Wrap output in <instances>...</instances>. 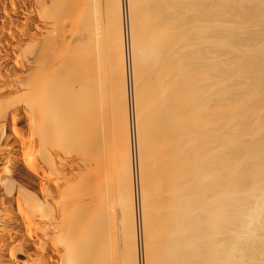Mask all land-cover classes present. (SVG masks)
I'll return each mask as SVG.
<instances>
[{"label":"bare ground","instance_id":"1","mask_svg":"<svg viewBox=\"0 0 264 264\" xmlns=\"http://www.w3.org/2000/svg\"><path fill=\"white\" fill-rule=\"evenodd\" d=\"M174 1L177 5L173 3ZM177 1L179 3L182 1L179 6L183 4L182 8L178 7L179 12L173 8L175 5L178 6ZM183 1L159 0L152 4L151 7L155 6L153 9L156 7V10L162 9L161 15L167 14V11L173 8L175 12L171 10L178 14L185 9L183 11L187 12L185 15L188 16L184 18L181 12L182 15L179 17L177 13L175 15L169 11L171 17L168 14V16L164 15V18L159 16L160 20L158 21V18L156 22L154 21L155 24L157 23L155 26L151 23L154 27L150 28L145 25L149 30L141 26L142 33L147 32L142 34L138 25L141 20L137 18L141 14L138 16L137 13L143 11L146 5L142 10L139 9V12L137 9L143 3L141 0H0V264H138L136 258L139 259V264H257L256 260L261 259L260 253L264 256V238H262L264 235L262 234L264 233V125L262 122L264 120L261 121L262 117L260 120L258 117H252L258 116L252 115L255 113L252 108L260 102L259 99L264 98L259 97L262 90L258 91V95L254 91L260 83L264 84V71L261 72L264 69V62H262L264 59L260 61L263 66L257 62V67H254L253 63L252 66L245 61L241 65L235 63L237 65L235 69L233 65L235 70L234 72L231 69L235 75L233 78H237L238 84H241L236 90L232 89V84H228V86L232 85L231 87L224 88V79L229 77L226 74H222L227 76L225 78L222 76L223 86L222 81L218 83L223 91L220 88L221 91L219 89V92H216L217 90L212 92L213 82L208 79L201 86L198 85L199 80H197L199 88L196 90L197 85H192V83L196 81L194 76L198 77V74L195 72L193 81L191 76L195 70H192L189 65L191 69L189 72L186 66L188 64L184 65L188 71L182 70L184 75L181 74L182 71L179 73L183 76L179 75V79L181 76L188 81L186 80L185 84L182 82V80L185 81L184 79L179 80L176 77L180 84L182 82L181 85L177 82L178 85L176 78L174 80L173 77L178 76V73H173L176 69L173 67L179 66L178 70H180L179 63L183 67L182 65L190 60L194 62L188 51L193 46L187 40L191 31L188 34L187 32L199 26L200 16L208 18L207 15L211 14L204 12L206 4L202 5L203 9L201 7L203 12L198 9L200 7L196 5L197 3L194 4L198 0H192V3L186 0L184 1L185 3L188 1L186 4ZM202 1L200 3L204 4L206 0ZM171 2L173 4H170ZM206 2L210 3L208 6L212 9L211 3L214 0ZM224 4L226 7L220 8L225 6ZM224 4L219 5L222 11L223 9L226 11L227 5L237 6L236 1L231 0L225 1ZM184 5H188L185 6L188 7L187 10ZM260 8L257 11L260 10L261 16L255 10L256 16L264 19L263 6ZM232 9L230 13L234 10ZM158 12L160 11L155 14ZM228 12H225L226 15L230 14ZM253 12L241 11L239 14L241 17L247 14L252 19L255 16ZM189 14L192 16L190 20H188ZM166 16L169 18L166 19ZM197 16L198 19H196ZM136 18L139 20L138 23ZM155 18L154 16V20ZM142 21L144 24V19ZM196 21H200L198 25H194ZM189 24L191 25L188 29L191 28L188 30L186 25ZM209 25L211 26V23ZM205 27L206 34L207 31L212 30H207L209 26ZM198 28L192 32L198 33ZM201 28L200 32L204 30ZM237 29L242 28L240 29L237 25ZM204 32H202L203 35ZM214 32L212 31V34ZM196 33L195 37L192 36L194 40H198ZM198 34L201 35V33ZM212 34L210 36L214 37L217 32ZM191 35L194 34L190 33ZM203 35L200 36L201 39L204 38ZM249 35L248 37L253 39V36ZM204 36L206 38L207 35ZM209 39L205 40L209 43L211 41ZM197 40L195 43L200 45L201 41L197 42ZM213 41H215L214 38L211 42ZM177 42H180L181 46L178 44L180 47L176 46ZM204 43L202 44L208 45ZM169 46L177 49H171L173 51L171 52ZM222 46L225 47V45ZM182 47L185 49L191 47L187 50L190 58L183 55V60L179 56L182 52L185 53ZM203 47L206 50L211 49L210 46ZM181 48L182 51H180ZM209 49L208 51L204 49L205 53L201 49L206 55H203L202 59L205 63L208 62L207 66L210 65V61L211 65H214L216 62L212 64V61L219 58L215 48V55L211 49L214 58L213 55L210 56L212 52H209ZM164 53L170 55L167 56L168 59L175 57V59L182 58V61L174 60V65L173 59L172 62L166 58L169 61L167 69L165 68L166 59H163L165 63L164 65L162 63V66L158 63H151L161 67V69L156 68L157 71H161L162 67L163 70L166 69V72L162 70L158 74L163 72L165 76L173 74L169 78L163 74L162 76L172 79H170L172 82L169 80L172 85L169 81L166 82L169 87H174L173 84H175V92L166 84L164 86L155 84L158 79L152 81L154 77L151 81L149 79L152 83L148 85L149 88L150 86L156 88V91L152 88L149 91L147 84H144L148 90H145L146 93H149L146 96L150 97L148 102H151L150 105L153 103L151 107L157 105L155 107L159 108L157 109L158 114L162 111L160 108L164 106L162 103H166L163 102L164 99L175 96L174 102L169 103L167 109L164 107L166 111L162 113L165 115L163 119L161 115L160 120L155 107H153L154 110L150 109L149 103L148 107L143 105L147 102L145 93L141 95L145 88L144 85H140L143 89L140 87L138 90L137 83L145 79L143 74L152 75L147 72L148 70H145L146 73H141L145 69L142 70V67L155 59H160V54L165 58ZM188 53L186 55H189ZM262 55L264 57V54ZM198 57L201 56L198 55ZM240 58L237 61L238 64L243 60ZM159 59L156 62H159ZM187 59L190 60L187 61ZM244 59L247 60L245 57ZM233 60L236 62L234 58ZM171 63L174 66L171 65L169 69ZM219 63L220 66L223 65L222 62ZM228 65L232 67V63L225 66ZM148 66L144 67L147 69ZM258 66H262L263 69L259 67L260 71L256 72L255 68ZM212 67L210 69L216 71L217 67ZM196 70L200 71L198 68ZM171 71V74L166 75ZM207 72L206 74H209ZM155 73L157 72L153 73L154 76L157 75ZM252 73L255 74V85L251 84ZM186 75L190 76L192 81H189L190 78ZM162 76L158 78L162 79ZM241 77H247V80L251 77L248 83L244 79L246 81L244 86L247 83V87L244 88H247L245 90L249 91L248 93L239 81ZM164 78L160 80L161 83L160 81L158 83H164ZM204 79H200L201 83ZM213 79L216 78L213 76ZM217 80L218 78L215 81ZM233 84L235 88L238 85L235 82ZM165 86L168 90L172 89L170 93L172 91L173 94L169 93L170 97L168 95L163 99L162 96L156 95V92L159 88L164 89ZM191 86H195L193 88L195 92ZM252 87L255 89L253 90ZM164 90L169 92L166 88ZM162 91L159 92L162 93ZM238 91L240 95H236ZM252 92L255 93L252 94ZM226 93L232 96H227ZM155 95L162 97V103L158 98L160 105L155 103V100L151 101L154 98L157 99ZM235 95L238 101L240 100L238 96L244 97L242 99L244 101L241 100L240 103L244 102L243 104L246 105L243 107L241 103L242 107H237V109L234 105V108L239 111L236 112L232 107L234 110L232 112L230 103L228 104L229 109V106H226V109L225 106L218 104L219 107L222 106L220 110H224L221 112L229 115L228 119L225 118L226 116L221 119L222 114L217 104H213L214 100L220 101L219 98L228 99L229 97L226 101L232 99L233 102L237 101L234 99ZM247 95L250 97L247 98ZM142 96L145 98L144 101ZM255 96L259 99L257 100ZM221 101L220 103H223ZM235 101L234 104H237L238 102L235 103ZM250 104L253 107H250ZM212 105H215L219 111L215 112V107ZM146 108L149 109L146 110ZM148 110H152V113L149 111L150 116L147 115L145 118ZM227 110L229 111L226 112ZM228 113L232 114V117ZM155 114L156 116L150 119L158 124H154L155 127H153V123L146 122V119L148 120V117ZM149 124L154 132L160 128L159 134L152 136L153 131L150 133ZM252 126L255 127L253 133ZM249 127L250 129L247 130ZM150 135L156 137L152 138ZM260 135L263 136L260 137ZM248 137L252 139L251 143H246ZM253 138L255 143H253ZM152 140L154 142H150ZM151 145L154 146L151 147ZM152 151L154 155L151 157L156 158L150 159L151 157L148 156L152 154ZM147 159L151 162L149 163ZM154 162L160 163V165L157 163L160 167L155 166L159 167L158 169L162 172L153 166ZM147 163L153 164L149 165L153 169L156 168L154 170L157 171L152 172L153 174L162 173V175L158 174L161 177L156 175L158 178L164 177L159 180L160 184L157 183L158 180L154 181L157 177L153 178V174L149 173ZM145 174L150 180L145 177ZM144 179L150 182V184L146 182L150 187ZM151 185L157 188L166 186L172 198H168L167 192L163 190L165 195H162L160 189L153 188ZM150 189L152 191L150 194L156 195L157 193V197L161 192L160 200H163V197L167 198L169 201L162 202L164 204L169 202V207L166 204L167 208H164L163 204L162 208L165 210L162 211V208L158 206L160 195L156 198L157 201L154 200L155 195H149L154 199L147 196ZM147 197L151 201L146 202ZM152 200L158 203L156 206L152 205L155 207L153 209L149 205L152 204ZM156 202L153 204L155 205ZM156 207L158 210L156 213L164 212L167 216L169 212L168 221L172 218L171 225L166 222L168 228L167 225H163V229H166L162 235L163 229L161 230L160 227L162 228L161 224L165 223V219L161 213L162 223V219L155 215L156 213H152L155 212ZM159 208H161L160 211ZM137 209L139 214L138 211L136 212ZM147 213L151 217L154 215L160 218V223L157 222L158 217L153 218L154 221L156 219L157 224H160H158L159 227L157 226L158 229ZM158 230H161L158 234L160 236L155 235V231ZM259 230L263 232L260 233ZM150 233L156 240L152 235L150 236ZM161 236H164L163 240L166 238V244L156 243L158 240L163 241ZM150 241L152 243L149 245ZM135 242L144 245L139 249ZM262 262L264 263L263 260Z\"/></svg>","mask_w":264,"mask_h":264},{"label":"rangeland","instance_id":"2","mask_svg":"<svg viewBox=\"0 0 264 264\" xmlns=\"http://www.w3.org/2000/svg\"><path fill=\"white\" fill-rule=\"evenodd\" d=\"M141 1H142L143 3H141V4L139 3V4H140V7H139L138 9H137V8H135V9H137V10L140 12V10H142V9L145 7V5H146V7L143 9V11H141V12H144V13H146V14L141 13V12H140L139 14L137 13L138 16L141 14V16H139V17H140V18L142 17V18L140 19L139 17H137L139 20H141L139 23H138L139 20H138L137 18H136V20H137V23H138V25H139V28L142 26L141 28L144 27L145 30L148 29V27L145 26V25H148L150 28H152V27H154V26L157 24V23L155 24V22L157 21L158 18H159V19H158V21H159V20H160V17L164 18L163 16H164V15H167V14L169 15V17H171V13H174L176 9H177L176 11H178V10L180 11V9H179L178 7H180V6H181L180 8L183 7V4H181V5L179 6V4L182 3V1H181L180 3H179V1H177L178 6H176V5H177V4L175 3L176 1H174L173 3L176 4V5H175V6L171 5V7L173 6V8H174L175 10H174L173 8H170L169 11H171V13H170L169 11H167V12H168L167 14L161 15V13H162L161 10H162V9H161V10H159V9L156 10L157 7H156L155 9H153L155 6H154V7H151L152 4H155L156 1H159V0H141ZM184 1H186V0H184ZM184 1H183V3H185ZM190 1H191V3H192L194 0H193V1L190 0ZM190 1H189V4H190ZM198 1H199V2H198ZM198 1H195L194 4L197 3L196 5H197L198 7H200V8H198L199 10H201L202 12H203V10H205L204 12L207 11V12L211 13L210 15H207V16H209L208 18H207V17H202V16H200V17H202V18H201L202 20H201L200 17H199V20H200L201 22H200V21H196L197 24H196V23L194 24V25H198V22H200V23H199V26H198L199 28H198L197 26H195L196 28L199 29V32H198V33H201V35H203L202 32L205 31V29H206L205 26H209L210 28L208 27L207 30H211V29H212V30H211V31H207V34H206V32H204V35H207V36L209 35V36H210V35L212 34V31H213V32L215 31L212 35L216 34V32H217V34L214 35V37H212V36H210V37L208 36V37H207V36H206V38H207V39L210 38L211 41L213 40V38H214V40H215V41H213V42L210 41V42L208 43V40H207V41L205 40L206 38H205L204 35H203L202 37L205 38V39L203 38L205 41H204L203 39H201V37H200L201 35H200V34H198V33L195 32L196 35H198V40H197V39H195V40H197V42L200 40V41H201V44H202L203 42L208 43V45H207V44H206V45H203V44H202V45H203V46H206V47H209V46H210L211 49L213 48V46H215L214 48H215L217 51H216L214 48H213L212 50H213L214 52H215V51L217 52V54H216V52H215L214 55H215V54H216L217 56L219 55V58H218V60H217V58H216V56H215V58H216L217 61H216V60H213V61H212V64H213V62H216V63H214V65H216V66L211 65V61L209 62L210 65L208 64L209 66H207L206 64H207L208 62L205 63V61H203V59H202L203 57H202V56L205 55V54H204L205 51H208L209 48L206 50V48H204L201 44L199 45L198 43H195L196 41L193 39V38L195 37V33L192 32V30L196 31V30H195L196 28L192 26L193 29H190V28H191V27H190V28H189L190 30H189L188 27L191 25V24H189V25H186V26H187V29L189 30V31L187 32V34L191 31L190 33H191V34H194V35H191V36H190V33H189V34H188L189 36H187V37H188L187 40H188V42L190 41V42H189L190 44H193V46H195V44H196V46H195V48H193V46L190 45V46L194 49V51H193V49H192L191 47H186L187 49H185V48H183V47H182V48L185 49V50H184L185 53H186V51H187L189 48H191V50H188V51H189V53L191 54V58H192V60L194 59V60H193L194 62H192L190 59H187V61L190 60L191 62L188 61L189 63H188V62H187V63H184V64L182 65L183 67H181V63H179V65H180V70H178V69H179V68H178L179 66H178V65H177L178 67H175V66H174V65H175V61H177V62H178V60H179V61H182V58H183L182 56H183V55H185L187 58H188V56H189V58H190V54L188 53V51H187V53H188L189 55H186L187 53H186V54H185V53L183 54V52H182V55L180 54L181 52H180V53H177V54H180L179 56H181L182 58H179V59L176 58V59H175V57H174V58L172 57L173 61L175 60V61L173 62L172 59H170V58H171V57H170L169 59L174 63V65L171 63L169 69H170L172 66H174L173 68H176L175 71H174L173 69H171V70L174 71L173 73L177 72L178 74H177V73H176V74H177L178 76H173V74H171L172 71L169 72V73H167L166 75L171 74V76L174 77V80H175L176 77L179 79V75H181L182 73H184V71H182V70H186V66H188V68H189V65H190V66H191L190 68H191L192 70H195L191 77H193L194 75H196V73L198 74V77H197V75L194 76L195 79H196V81H194L195 79H194V77H193V81H194L196 84H193V83H194V82H193L192 85H195V86H196L197 83H198L197 80H199V83H200V84L198 83V85H200V86H201V84L204 85V82H206L205 80H207V79H208L209 81L212 80V82H213L212 84H211V82L208 83L209 81H207L208 84H211V86H214V88L212 87V92H213L214 90H215V91L217 90L216 92H219V91H221L222 86H223V84H222V83H223V79H224L225 77H227V76H224V75L226 74V75H228L229 77L224 79V83H225V84H224V88H225L226 86H228V84H232V85L234 86V87H233V86L231 85L233 90L239 89V88H237V87H240L241 84H238V82H237V78L234 79V78H235V75H234V73L232 72V70H234V69L237 67V65H241V64H243L242 62H244V61H245V63H249V64H252V63H253V64H254V67H257V65H256L257 62H258V64H261L260 61H262V59H264V57H262V56H263L262 54H264V29H263V28H264V22H263L264 19H262V18L259 17L258 15L256 16V14H257L256 11L258 10V8L261 9L260 7L263 6V9H262V10H264V5H262L264 0H258V1H257V0H255V1H253V0H231V1H234V2L236 1L237 6L235 7V5H234V7H233V5H232V6L227 5L228 8L226 9V11H224L225 9H223L224 13H222L223 11H222V9H219V7L222 6V4H224V2H225V1H228V0H220V1H219V0H216L217 2L214 0V2H212L213 4L211 3V5H212L211 7H212V9H213L214 12H213V11L210 12V10H212V9L209 8L210 6H208V5H209L210 3L208 4V3L206 2L207 0L205 1L206 3L204 2V0H203V1H202V0H198ZM200 1L204 2V4L200 3ZM212 1H213V0H212ZM218 1H219V2H218ZM222 1H223V2H222ZM238 1H239V3L241 4V7H240V8H239L240 4L238 3ZM252 1L255 2V3H253ZM261 1H262V2H261ZM138 2H140V1H138ZM208 2H209V0H208ZM210 2H211V0H210ZM220 2H221V4H219ZM246 2H247V3H246ZM248 2H249V3H248ZM173 3L171 2L170 4H173ZM186 3H188V1H187ZM186 3H185V4H186ZM199 3H200L201 5H199ZM214 3H215L216 6L214 5ZM245 3H246V4H245ZM250 3H251V4H250ZM252 3H253V5H252ZM257 3H258L259 5H257ZM189 4H188V5H189ZM205 4H206L207 6H206ZM217 4H218V5H217ZM244 4H245V5H244ZM248 4H249V5H248ZM260 4H261V6H260ZM137 5H138V4H137ZM137 5H136V7H137ZM188 5H184V8H186V10H187L188 7H185V6H188ZM196 5H195V6H196ZM202 5H205V8H204V9H203L204 6H202ZM219 5H220V6H219ZM224 5H225V4H224ZM238 5H239V6H238ZM247 5H248V6H247ZM141 6H142V7H141ZM152 6H153V5H152ZM214 6H215V7H214ZM229 6H230V7H229ZM250 6H251V7H250ZM257 6H260V7H257ZM150 7H151L152 9H151ZM201 7H202L203 10L201 9ZM216 7H218V8H216ZM224 7H226V5L223 6V7H220V8H224ZM246 7H247V8H246ZM253 7H254V8H253ZM256 7H257V10H256ZM206 8H208V9H206ZM232 8H233L234 10H233ZM241 8H242V10H240ZM243 8H244L245 10H243ZM251 8H252V9H251ZM139 9H140V10H139ZM171 9H172L174 12H173ZM215 9H216V10H215ZM231 9H232L233 11L230 13V10H231ZM235 9H236V10H235ZM246 9H247L248 12L246 11ZM146 10H147V11H146ZM152 10H153V11H152ZM154 10H155L156 12H157V11H160V12L157 13L158 15L155 14L156 12H155ZM183 10H185V9H183ZM183 10H182L181 12H182L184 15H182L181 12H180V14H178L179 11L176 12V13L178 14V16H179V15H180V16L182 15L183 17L185 16L184 18H186V17L188 16V15H185L187 12L185 13ZM217 10H218V11H217ZM249 10H250V11H249ZM255 10H256V11H255ZM138 11H136V12H138ZM151 11H152V12H151ZM165 11H166V10H165ZM215 11H217V12L215 13ZM219 11H220V12H219ZM227 11H229L228 13H230V14L226 15ZM234 11H235V12H234ZM241 11H243V12H245V13H249V12L254 11V12H253V15L255 14V16L252 17V19H254V18L257 19L256 17H258V18H261L263 21L260 20V19H257V20L254 19V20H252V19L249 18V16H247V14H246V15H243V16L245 17V19H244V17H243V16L241 17V14H239ZM136 12H135V14H136ZM218 12H219V13H218ZM225 12H226V13H225ZM257 12H258V11H257ZM259 12H260V10H259ZM259 12H258V14H259ZM261 12H262V11H261ZM149 13H151L152 15H150ZM153 13H154V14H153ZM163 13H166V12H163ZM176 13H174V14L177 15ZM213 13H215V14H213ZM232 13L235 14V15H233ZM236 13H237L238 15H237ZM220 14H221V16H219ZM224 14H225V15H224ZM243 14H244V13H243ZM137 15H136V16H137ZM145 15H146V16H145ZM168 15H167V16H168ZM190 15H191V14H189V16H190ZM211 15H212V16H211ZM216 15H217V16H216ZM239 15H240V16H239ZM259 15H260V14H259ZM148 16H149V17H148ZM150 16H151V17H150ZM152 16H153V19H151ZM154 16L156 17L155 20H154ZM159 16H160V17H159ZM167 16L165 17L166 19L169 18V17L167 18ZM172 16H174V15L172 14ZM180 16H179V17H180ZM218 16H219V17H218ZM224 16H225V17H224ZM246 16H247V17H246ZM260 16H261V15H260ZM191 17H192V16H190L188 20H190ZM213 17H214V19H213ZM217 17H218V18H217ZM231 17H233V18H231ZM262 17H263V16H262ZM145 18H146V21H145ZM148 18H149V19H148ZM177 18H178V17H177ZM204 18H206V19L204 20ZM209 18H211V20H209ZM219 18H221V19H219ZM235 18H236V19H235ZM247 18H248V20H246ZM263 18H264V17H263ZM143 19H144V24H143V21H142ZM196 19H198V16H197ZM238 19H239L241 22H240ZM203 20L205 21V23H204ZM207 20H208V21H207ZM213 20H214V21H213ZM258 20H259V21H258ZM154 21H155V22H154ZM209 21H211V22H210V23H211V26L209 25L210 23H208ZM215 21H216V22L218 21V22L216 23ZM221 21H222V22H221ZM224 21H225V22H224ZM233 21H234V22H233ZM237 21H238L239 23H238ZM249 21H251V22H249ZM212 22H213L214 25L212 24ZM242 22H245V23L243 24ZM246 22H247L248 24H250V25H248ZM260 22H261V23H260ZM262 22H263V23H262ZM141 23H142L144 26L141 25ZM147 23H148V24H147ZM151 23H154V26H151ZM201 23H202V24H201ZM215 23H216L217 25H218L219 23H221L222 25L219 24V26L217 27V25L215 26ZM228 23H229V24H228ZM231 23H232V24H231ZM233 23H234V24H233ZM240 23L242 24V26H241ZM256 23H257V24H256ZM259 23H260V24H259ZM149 24H150V25H149ZM207 24H208V25H207ZM226 24H228V25H226ZM235 24H237V25L239 26L240 29H241V28L243 29V28H244V25L247 24L248 26L246 25L245 28H244V29L247 30V31L245 30L246 33H245V31H243L244 29H243V30L241 29L242 31L239 30V29H237V25H235ZM252 24H253V25H252ZM200 25H201V26H200ZM204 25H205V26H204ZM224 25H225V26H224ZM254 25H255L256 27H255ZM260 25H261V26H260ZM212 26H215L216 28H215V27H212ZM220 26H222V27L220 28ZM226 26H227V28H226ZM232 26H233V28H232ZM235 26H236V27H235ZM240 26H241V27H240ZM258 26H259V27H258ZM146 27H147V28H146ZM201 27H202V28H201ZM223 27H224V29H222ZM139 28H138V29H139ZM141 28H140V29H141ZM200 28H201V29H204V30H203V31L201 30L202 32H200ZM229 28H230V29H229ZM249 28H251V29H249ZM254 28H255V29H254ZM219 29H220V30H219ZM234 29H235V30H234ZM236 29H237V30H236ZM148 30H149V29H148ZM226 30H227V31H226ZM229 30H230V31H229ZM250 30H251V31H250ZM262 30H263V31H262ZM139 31H140V30H139ZM139 31H138V32H139ZM142 31H143V30L141 29L140 32L142 33ZM224 31H225V33H226V32H227V33L225 34ZM233 31H234V32H233ZM235 31H236V32H235ZM238 31L241 32L242 34H243V33H245V34L242 35V34L239 33ZM252 31H254V32H252ZM260 31H261V32H260ZM208 32H211V33L208 34ZM257 32H258V34H257ZM144 33L146 34L147 32L144 31L142 34H144ZM253 33H254V34H253ZM219 34H221V35H219ZM222 34H224V35H222ZM228 34H229V35H228ZM230 34H231V35H230ZM237 34H238V36H236ZM246 34H247V36H246ZM249 34L253 36V39L248 37ZM256 34H257V35H256ZM199 35H200V36H199ZM250 35H249V36H250ZM192 36H194V37H192ZM234 36H236V37H234ZM240 36H241V37H240ZM242 36H243V37H242ZM252 36H251V37H252ZM258 36H261V37L258 38ZM262 36H263V37H262ZM190 37H192V38H190ZM211 37H212V38H211ZM216 37L219 38V39H217ZM220 37H221V39H220ZM222 37H223V38H222ZM196 38H197V37H196ZM241 38H242V39H241ZM246 38H247L248 40H246ZM210 39H209V40H210ZM238 39H240V40H238ZM249 39H250V41H251V40H252V41L250 42ZM261 39H262V40H261ZM202 40H203V42H202ZM227 40H228V41H227ZM192 41H193V42H192ZM226 41H227V42H226ZM243 41H244V42H243ZM245 41H246V42H245ZM247 41H248V42H247ZM256 41H257V42H256ZM259 41H261V42H259ZM228 42H229V43H228ZM254 42H255V43H254ZM262 42H263V43H262ZM205 43H204V44H205ZM211 43H212V44H211ZM213 43H215V45H214ZM221 43H222V44H221ZM251 43H252V44H251ZM256 43H257L258 45H257ZM174 44H175V42H174ZM178 44L181 46L180 42H179V43L177 42V45H176V46H179ZM209 44H210V45H209ZM226 44H227V45H226ZM230 44H231L232 46L234 45L235 47H234V46H233V47H230V46H231ZM259 44H260V45H259ZM220 45H221V46H222V45H225L226 49H224V48H225L224 46L221 47ZM250 45H251V46H250ZM256 45H257V46H256ZM261 45H262V46H261ZM180 46H179V47H180ZM199 46H200V47H199ZM219 46H220V48H219ZM227 46H228V47H227ZM238 46H239V48H238ZM244 46H246V47H244ZM169 47H170V46H169ZM171 47H172V46H171ZM171 47L169 48L170 51H171V49H175V48H176V47H175V48H171ZM173 47H174V46H173ZM197 47H198L199 49H198ZM201 47H202V48H201ZM240 47H241V48H240ZM242 47H243V49H242ZM247 47H248V48H247ZM253 47H254L255 49H254ZM262 47H263V48H262ZM182 48L180 49V51H182ZM217 48H218V49H217ZM233 48H234V49H233ZM251 48H252V49H251ZM260 48H261V49H260ZM176 49H177V48H176ZM197 49H198V50H197ZM201 49H202V51H204V49H205L204 53L201 51ZM211 49H209V52L211 51ZM230 49H232L233 51L230 50ZM248 49H249V50H248ZM257 49H259V50H261V51H259V50H257ZM262 49H263V50H262ZM199 50H200V52H199ZM235 50H236V52H235ZM238 50H239V52H237ZM251 50H253V51H251ZM254 50H256V51H254ZM165 51H167V50H165ZM168 51H169V50H168ZM174 51H175V50H174ZM190 51H191V52H190ZM197 51L199 52V54H198ZM213 51H211L212 54H211L210 56L213 55ZM244 51H245V52H244ZM249 51H250L251 53H250ZM163 52H164V51H163ZM171 52H173V51H171ZM247 52H248V53H247ZM260 52H261V53H260ZM167 53H168V52H167ZM167 53H166V54H167ZM169 53H170V52H169ZM200 53H201V54L203 53V54L200 55ZM237 53H238V54H237ZM255 53L258 55L259 59H258V57H257V55H256ZM259 53L261 54V56L259 55ZM161 54H163V53H161ZM161 54L159 55L160 59L158 58V59L160 60L159 62H158V61L156 62V60H158V59H155V60L151 61L150 64L148 63V64H146V65L151 66V65H154V64H157V63H158L159 65L161 64L160 66H162V63H163V65H164L165 62H164L163 59H166L167 56H170V55H171V53H170V55H169V54L166 55V54L164 53V55H166L165 58H163L164 56L161 55ZM177 54H176V57H177ZM193 54H194V55H193ZM195 54H196V58H198V59L195 58ZM227 54L230 55V56H228ZM231 54H232V55H231ZM233 54H235V55L233 56ZM245 54H247V55H245ZM254 54H255V55H254ZM198 55L201 56V57H198ZM214 55H213V58H214ZM224 55H225V56H224ZM238 55H239V56H238ZM240 55H241V56H240ZM243 55H244V56H243ZM248 55H250L251 57L248 56ZM253 55H254V56H253ZM162 56H163V57H162ZM171 56H172V55H171ZM174 56H175V55H174ZM179 56H178V57H179ZM185 56H184V57H185ZM205 56H206V55H205ZM222 56H223V57H222ZM246 56H247V57H246ZM252 56H253V57H252ZM186 57H185V59H186ZM240 57H242V58H240ZM244 57L247 58V60H245ZM249 57H250V58H249ZM261 57H262V58H261ZM220 58H221V59H220ZM222 58H223V59H222ZM233 58L235 59L236 62H234ZM239 58H240L241 60H242V59H243V60H242V61L240 60L241 63L238 64L237 61H239ZM254 58H255V59L257 58V59L254 60ZM161 59H162V60H161ZM167 59H168V58H167ZM167 59H166V60H167ZM169 59H168V60H169ZM230 59H231V60H230ZM236 59H237V60H236ZM248 59H249V60L251 59V61L249 62ZM166 60H165V61H166ZM168 60H167V63H168V64L166 63L165 68H166V66L168 67V65H169V61H170V60H169V61H168ZM183 60H184V58H183ZM196 60H197V61L199 60V61H198V62H195ZM219 60H220V61H219ZM228 60H230V61H228ZM185 61H186V60H185ZM246 61H247V62H246ZM152 62H153L154 64H151ZM177 62H176V64H177ZM203 62H204V63H203ZM219 62H222L221 64H223V65L220 66V63H219ZM228 62H229L230 64L232 63V67H231V65H230V66L228 65L229 67H228V66H225V65L229 64ZM254 62H255V63H254ZM262 62H264V60H263ZM182 63H183V62H182ZM190 63H191V64H190ZM196 63H197V64H196ZM200 63H201V64H200ZM218 63H219V64H218ZM233 63H234V64H233ZM235 63H236L237 65H236ZM186 64H188V65H186ZM194 64H195V65H194ZM204 64H205L206 66H205ZM224 64H225V65H224ZM253 64H252V66H253ZM146 65H144V66H146ZM171 65H172V66H171ZM184 65H186V66L184 67ZM193 65H194V67H193ZM196 65H197V66H196ZM199 65H200V67H199ZM217 65H219V66L217 67ZM233 65H234V69H233ZM235 65H236V66H235ZM255 65H256V66H255ZM261 65L263 66V63H262ZM144 66L142 67V70L145 68V69L143 70L144 72L141 71V70H139V71H141V73H146L145 70H148L147 72L152 73V75H151V74H147V73H146V74H143V75H145V79H146L147 76H148V79H146V81H144L145 79L143 78L144 80L142 79L139 83H137V85H138V90H140V87H142L141 89H143V86H140V85L147 84L148 88H147V86L144 85V88H145V89H143L144 92H143V93L141 92V93H142L141 95H143V94L145 93L144 95H145V98H146V100H147V102H146L147 104L144 102L143 105H144V106L147 105L146 107H148V103H149L148 101L150 100V99L148 100V98H150V97H147V96H146V94H149V93H146V91H148L147 89H150L149 91H151V88H152V86H150L151 88H149V85H148V84H151V83H152V82H150L152 77H154V78H153L154 80L152 79V81H156V80H155L156 78L158 79V81L162 80V79L164 78L163 76H165V75H164L165 73H164V72L162 73L163 76H162V74H158V72H159L160 70L157 71V69H158V68L161 69V67H159V66H157V65H156V66L154 65V66H151V67L148 66L147 69H146V67H144ZM212 66H213V67H217V69H218V73H217V69L214 68L216 71H214L213 69H212V70L210 69V67H212ZM224 66H225V67H224ZM262 66H258V68H255L256 72H257V70L260 71L259 67L262 68ZM153 67H155V68H153ZM213 67H212V68H213ZM254 67H253V68H254ZM156 68H157V69H156ZM190 68L188 69L189 72H190V70H191ZM197 68H198V70H200L199 68H202V69H201L202 71L200 70V71H198V72H199V73H198L197 70H196ZM205 68H207V69H205ZM224 68H225V69H224ZM263 68H264V67H263ZM263 68H262V69H263ZM150 69H152V70H150ZM154 69H155V70H154ZM166 69H167V68H166ZM166 69L163 70V67H162V70L165 71V72H166ZM169 69H168V70H169ZM203 69H204V70H203ZM208 69H209V70H208ZM219 69H221V70H219ZM231 69H232V70H231ZM149 70H150L151 72H150ZM162 70H161V71H162ZM188 70H186V72H187ZM210 70H211L212 72H210ZM139 71H138V73H139L138 76H139V78H140L141 75H140V72H139ZM152 71H153V72H152ZM161 71H160V73H161ZM181 71H182V72H181ZM206 71H208L207 73H209V74H206ZM227 71H228V72H227ZM253 71H254V69H253ZM263 71H264V69H263L261 72H263ZM154 72H157V73H155V74H157V75H159V76H157V75L154 76V75H153ZM167 72H168V71H167ZM180 72H181V74H179ZM195 72H196V73H195ZM201 72H202L205 76H204ZM204 72H205V73H204ZM221 72H222V73H221ZM223 72H224V73H223ZM234 72H235V70H234ZM254 72H255V71H254ZM212 73H213V74L216 73V74L212 75ZM219 73H221V75H220ZM227 73H228V74H227ZM229 73H230V74H229ZM188 74L191 75L190 73H188ZM201 74H202V76H201ZM222 74H224V75H222ZM232 74H233V75H232ZM252 74H253V73H252ZM149 75H150V76H149ZM182 75H184V74H182ZM182 75H181V76H182ZM207 75H208V76H207ZM209 75H210V76H209ZM216 75H217V76H216ZM156 76H157V77H156ZM161 76H162V79H161V78L159 79L158 77H161ZM171 76L168 75V76H165V77H168V78H169V77H171ZM181 76H180V79H184V78H181ZM186 76H187V75H186ZM199 76H200V77H199ZM213 76H214V78H216V79L218 78V80H217L218 82L215 81L216 79H213ZM215 76H216V77H215ZM222 76L224 77L223 79H222ZM233 76H234V78H233ZM143 77H144V76H143ZM149 77H150V78H149ZM173 77H172V78H173ZM182 77H183V76H182ZM187 77L190 78V79H189V81H190V80H191V77H190V76H187ZM204 77H205V78L207 77V78L204 79ZM208 77L211 78V79H209ZM219 77H220L221 80L219 79ZM236 77H237V76H236ZM247 77H248V76H247ZM247 77H244V78L241 77L240 80H239V78H238V80L242 82V84H243L242 86H243V89H244V90L247 89V88H244V87H247V83L250 82L249 80L251 79V77H250V79L247 80V79H248ZM254 77H255V74H253V77H252V79H251V80H253V81H252L253 83L251 82V84H254V82H255V81H254ZM177 78H176V80H177ZM198 78H199V79H198ZM229 78H232V79H230V80H232L233 83H234V82L237 83L239 86L236 85V88H235V84H233V83L229 80ZM242 78H243V80L245 79V80L247 81L246 86H244L246 81H245V80L243 81ZM246 78H247V79H246ZM261 78H263V77H261ZM136 79H137V76H136ZM149 79H150V81H149ZM170 79H171V78H170ZM170 79L164 78V80H163L164 83L159 84L158 81H156L155 84L157 83L158 86H161V85L164 86V84H166V85L168 86L167 83H168V81H169ZM180 79H179V80H180ZM200 79H201V80L204 79L203 83H201V80H200ZM233 79H234V80H233ZM137 80H138V79H137ZM137 80H136V81H137ZM171 80H172V79H171ZM171 80H170V81H171ZM184 80H185V79H184ZM186 80H187V79H186ZM186 80H185V81L182 80V82H184V83L186 84ZM226 80H227V81L229 80V81H228L229 83H228ZM147 81H148L149 83H148ZM170 81H169V84L172 82V81H171V82H170ZM187 81H188V80H187ZM191 81H192V80H191ZM221 81H222V82H221ZM256 81L258 82L257 84H258V86H259V81H258V79H257ZM137 82H138V81H137ZM141 82H142V84H141ZM145 82H147V83H145ZM161 82H162V81H160V83H161ZM166 82H167V83H166ZM177 82L179 83L180 81L177 80L176 83H177ZM182 82H181V84H182ZM220 82H221V85H222V86H221L220 84H218V83H220ZM226 82H227V85H226ZM230 82H231V83H230ZM241 82H239V83H241ZM174 83H175V81H174ZM178 83H177V84H178ZM179 84H180V83H179ZM179 84H178V85H179ZM181 84H180V85H181ZM208 84L205 83V85H208ZM255 84H256V83H255ZM255 84H254V85H255ZM262 84H263V83H262ZM157 85H154V84H153V86H157ZM171 85H172V83H171ZM171 85H170V86H171ZM187 85H188V83H187ZM190 85H191V82H190ZM198 85H197V86H198ZM216 85H218V86H216ZM219 85H220V86H219ZM158 86H157V87H158ZM167 86H165V88L168 90ZM173 86H174V87H172V86H171V87L173 88V92H175V91H174V90H175V89H174V88H175V84H173ZM188 86H189V85H188ZM195 86H194V87H195ZM197 86L195 87V89H196V88H197V89L199 88V86H198V87H197ZM215 86H216V87H215ZM231 86H228V87H231ZM248 86H250V84H249ZM168 87H169V86H168ZM171 87H169V88H171ZM191 87H192V90H193L194 87H193V86H191ZM191 87H190V88H191ZM217 87H218V89H217ZM253 87H255V86H253ZM253 87H252V89L254 90L255 88H253ZM260 87H262V89H261ZM146 88H147V89H146ZM165 88H164V89H165ZM215 88H216V89H215ZM220 88H221V89H220ZM226 88H227V87H226ZM256 88H257V89L259 88L258 90H257V89L254 90V91L256 92V94L258 93V91H261V90H262L261 96H260V93H259V97H262V96L264 97V94H263V93H264V92H263V91H264V84L261 85V83H260V86H259V87L256 86ZM153 89H154V91L157 90L156 88H152V90H153ZM164 89L161 88V90H163L162 93L159 92V91H161L160 88H159V91H158L159 93L156 92V95L158 94V95L162 96L163 99H164V97H166V96H168V95H169L168 97H170V94L172 93V91H171V93H170V90H172V89H169V90H168L169 92H165ZM195 89L193 90L194 92L197 90V89H196V90H195ZM219 89H220V90H219ZM228 89H229V88H228ZM143 90H141V91H143ZM145 90H146V91H145ZM167 90H166V91H167ZM218 90H219V91H218ZM229 90H231V89H229ZM241 90H242V87H241ZM244 90H243V91H244ZM253 90H252V91H253ZM190 91H191V90H190ZM222 91H223V89H222ZM239 91H240V90H239ZM239 91H238V93L236 92L237 94H236V93H235V94L238 95V94H239ZM152 92H153V91H152ZM152 92H150V95H152V94H151ZM232 92H234V91H232ZM245 92H247V91L245 90ZM248 92H249V91H248ZM248 92H247V93H248ZM255 92H252V94L255 93ZM139 93H140V92H139ZM169 93H170V94H169ZM191 93H192V92H191ZM240 93H241V91H240ZM172 94H173V93H172ZM174 94H175V93H174ZM213 94H214V93H213ZM215 94H216V93H215ZM226 94H228L227 96H230V95L232 96V94H230V95H229V93H226ZM226 94H225V95H226ZM256 94H254V95H256ZM156 95H155V97H157ZM225 95H224V97H227V96H225ZM236 95H235L234 99H236L237 101H235V100H234V101H235V103L238 102L239 104H238V103H237V104H234V101L232 102V99H230L231 101L229 100L230 102H229V101H226V100L229 99V97H228V99H227V98H219L220 101L223 99V100L221 101V102H223V103H220V101H216V100H218V99H215L214 102H213V104H214V103L217 104L216 106H218V104H220V105H223V107L225 106V108H226V106H229V105H230V106H231L230 111L232 110V107H233V109L237 112V111H239V110H236L237 107H239V108L242 107V106L244 107V105H246V104H243L244 102H241V103H242V106H241L240 101H241L244 97H243V98H242V97L240 98V96H238V98L240 99V100L238 101ZM239 95H240V94H239ZM241 95H242V94H241ZM257 95H258V94H257ZM148 96H149V95H148ZM233 96H234V95H233ZM243 96H244V95H243ZM142 97H143V101H144L145 98H144V96H142ZM142 97H141V98H142ZM152 97H153V96H152ZM152 97H151V99H152ZM162 97H160V98L157 97V99H155V98L153 97L154 99L151 100V101L153 102V101L155 100V103L157 102L158 105H160L159 103H160V101L162 100V99H161ZM174 97H175V96H174ZM174 97H172V98L170 97L171 99H170V98H166L167 101L164 99L163 102H166L167 104H166V103H162V101H161L162 106H163V105H164V106L160 108V111L162 110V111L160 112L161 114L159 113L160 115L158 114V110H157V109H159V108H156V107H155V106H157V105L151 107V105H153V103L150 105V103H151V102H150V103H149V107H150V109L153 108V107H155L156 110H157V114H158V116H159V118H160V116L163 115V113H165V112H163V111H166V109H167L166 107H168L169 103L174 102ZM245 97H246V96H245ZM249 97H250V96L247 95V98H249ZM252 97H254V96H252ZM255 97H256V96H255ZM257 97H258V96H257ZM257 97H256V99L258 100L259 97H258V98H257ZM158 98H159L160 101L158 100ZM230 98H233V97H230ZM252 99H253V98H252ZM256 99H255V100H256ZM263 99H264V98H261V100L259 99L258 101L261 102ZM141 100H142V99H141ZM157 100H158V101H157ZM224 100H225V103H224ZM253 100H254V99H253ZM253 100H252V101H253ZM257 100H256V103L258 102ZM242 101H244V100H242ZM218 102H219V103H218ZM231 102H232V103H231ZM253 102H254V101H253ZM260 102H258L256 105L254 104V105H255L254 107H253V105H251V104H252V103H251V104H250V107H253V108H254V109L252 108L253 113H254V112L257 113V114L254 113V114H252V115H258V116H252V117H258L259 120H260V118L262 117V118H261V121H262V120H264V119H263V118H264V110H263V109H264V104H261V103H263L264 100H263V102H261V103H260ZM142 103H143V102H142ZM226 103H227V104H226ZM229 103H230V104H229ZM245 103H246V102H245ZM254 103H255V102H254ZM259 103H260V104H259ZM228 104H229V105H228ZM234 105H236V107H235ZM237 105H240V106H237ZM257 105H258V106H257ZM260 105H261V106H260ZM212 106L215 107V110H214L215 112H216V110H217V112H218V111L220 110V108H222V106H220V107L218 106V107H219V108H218L219 110H218L217 107H216L215 105H212ZM230 106L228 107V109L230 108ZM248 106H249V105H248ZM259 106H260V107H259ZM159 107H160V106H159ZM164 107H165L166 109H165ZM234 107H235L236 109H235ZM255 107H256L257 109L259 108V110H257ZM225 108H224V109H225ZM239 108H238V109H239ZM147 109H149V108H146V110H147ZM153 109H154V108H153ZM153 109H152V110H153ZM164 109H165V110H164ZM226 109H227V108H226ZM152 110H148V111H147V114L145 115V118H147V115L150 116L149 113H150ZM154 110H155V109H154ZM234 110H232V112H233ZM254 110H256V111H254ZM149 111H150V112H149ZM221 111H224V110L221 109V110L219 111V112L222 114V116H221L220 113H219V116H221V119H222V117H223V119H224V116H226L225 118L228 119L227 116L229 117V115H227V113H224V112L222 113ZM228 111H229V110H227L226 112H228ZM148 112H149V113H148ZM153 112H155V111H153ZM162 112H163V113H162ZM236 112H235V113H236ZM151 113H152V112H151ZM155 113H156V112H155ZM258 113H259V114H258ZM214 114H215V113H214ZM228 114H230V113H228ZM152 115H153V114H152ZM164 115H165V114H164ZM164 115L161 117L162 119H163ZM216 115H217V113H216ZM230 115H231V117H232V114H230ZM155 116H156V114H155L154 116L148 117V120L146 119V122H150V123H151L153 120H151L150 118L155 117ZM217 116H218V115H217ZM161 118H160V120H161ZM154 119H155V118H154ZM156 119L159 121L158 117H157ZM252 119H254V118H252ZM254 120H255V119H254ZM261 121H259V122H261ZM155 122H156V121H155ZM252 122H255V121L252 120ZM152 123H153V122H152ZM262 123H263V125H264V122H262ZM147 124H148V123H147ZM154 124L157 125L158 122H157V123H153V125H154ZM159 124H160V122H159ZM254 124H255V123H254ZM155 125H154L153 127H155ZM252 125H253V124H252ZM149 126H150V128H149V129H150V133H151L152 131L154 132V130H151V129H153V127H152L150 124H149ZM250 126H251V124H250ZM256 126H257V125H256ZM258 126H260V125L258 124ZM258 126H257V127H258ZM257 127H256V128H257ZM158 128H159V125L157 126V129H158ZM251 128H253V126H252ZM254 128H255V127H254ZM254 128L252 129V133L255 132V131H254V130H255ZM248 129H250V127L247 128V130H248ZM158 130L160 131V128H159ZM158 130H155L154 133L152 132L151 135L153 136V134H156V135L159 134V133H158ZM156 131H157V133H156ZM263 132H264V131H263ZM128 134H129V133H128ZM260 134H261V132H260ZM263 134H264V133H263ZM151 135H150V136H151ZM152 136H151V137H152ZM154 136H155V135H154ZM262 136H263V135H262ZM262 136L260 135V137H262ZM155 137H156V136H155ZM155 137H152V138H155ZM248 138H249V139H248L249 141L246 139V140H247L246 143H247V142H250V143H251L250 140H252V139H250V137H248ZM154 140H156V139H154ZM244 140H245V138H244ZM156 141H158V140H156ZM150 142H154V141L152 140V141H150ZM253 143H255L254 138H253ZM252 145H253V144H252ZM152 146H154V145H151V147H152ZM156 147H158V146H156ZM154 148H155V147H154ZM253 149H254V148H252V150H253ZM151 150H152V149H150V151H151ZM153 152H154V151H152V154H150V156H148V157H151L152 155H154ZM150 153H151V152H150ZM153 157H154V156H153ZM153 157H151L150 159H152ZM154 158H156V157H154ZM150 159H147V161H148L149 163L151 162ZM155 161H156V160H155ZM149 163H147V164H148V167H147V168L150 170V172H149L150 174H151L152 172H154V171H157V170L160 171V172H162V170L158 169V168L160 167V166H159V165H160L159 162H157V163H159V165H158L156 162L153 163L154 165H153V164H149ZM149 165H150V166H151V165H153V166L157 165V166H159V167L157 168V167L155 166V167L157 168V170H154V169H156V168L154 167V169H153V168L150 167ZM152 169H153V171H152ZM160 172H159V173L157 172V173L160 174V175H162V173H160ZM145 173H146V172H145ZM146 174H148V172H147ZM146 174H145V177H148V176H146ZM150 174H149V175H150ZM152 174H153V173H152ZM158 174H156V173L153 174V176H154L153 178L157 177ZM156 175H157V176H156ZM160 175H159V176H160ZM159 176H158V177H159ZM145 177H144V178H145ZM158 177H157V178H158ZM160 177H161V176H160ZM150 178H151V177H150ZM153 178H151L152 181H153ZM157 178H155L156 180L154 179V181H157V180H158L157 183L160 184L161 181L159 182V180L162 179V178H164V177L162 176V178H158V179H157ZM145 180H147V179H144V182L146 183L147 181H145ZM148 180H150L149 177H148ZM163 180H164V179H163ZM163 180H162V182L164 183ZM152 181H151V182H152ZM136 183H137V181L135 182V184H136ZM147 183L150 184V182H147ZM147 183H146V184H147ZM153 183H154V182H153ZM146 184H145V185H146ZM149 184H147V185L150 187ZM151 184H152V183H151ZM158 184H156V186H158ZM164 184H165V183H164ZM136 185H137V184H136ZM136 185H135V187H136ZM147 185H146V186H147ZM154 185H155V183H154ZM161 185H162V183H161ZM151 186L153 187V185H151ZM156 186H155V187H156ZM166 186H167V184H166ZM166 186H165V187H162V186H161L163 189H162V188H157V187H156V188H157L158 190L160 189L161 192H162V190L165 191V192H167L168 189H166V188H167ZM135 187H134V188H135ZM152 187H151V188H152ZM155 187H153V188H155ZM146 188H147V187H146ZM135 190H136V188H135ZM148 190H149V188H148ZM153 190H154V189H153ZM155 190H156V189H155ZM150 191H151V189H150ZM150 191H149V193H148V195H147L148 197H149V195H152V194H150V193H152V191H151V192H150ZM153 192H154V191H153ZM155 192H156V191H155ZM157 192H159V191H157ZM161 192L158 193V194L160 195V198H158L159 195H158V197H157V193H156V195L153 193V194L155 195V199H154V197L152 198V196H154V195H152L151 197H149L150 199H154V200H156V198H158V199H159L158 202L160 201L159 205H158V203L156 202L157 200L155 201V202H156L155 205L153 204V203H155V202H153L154 200H152V204L146 203V204L151 205L150 207H152V209L155 208V207H153V206H156V205H158V206L161 207V208H162L163 206H164V208L169 207V206H168V203H169V202H168V203L166 202L167 205L164 204V202H162V201H164V200H165V201H169L167 198H166V199H167V200H166V199H164L165 197H163V200H160V199L162 198V196H161ZM163 194H164V192H162V195H163ZM164 195H165V194H164ZM167 195H168V196H167ZM166 196H167L168 198H172L171 195L169 196V193H168V192H167ZM148 197L146 198V199H148L146 202L151 201V200H149ZM171 200H172V199H171ZM163 204H164V205H163ZM152 205H153V206H152ZM162 205H163V206H162ZM165 205H166L167 207H166ZM150 207L148 206L147 209L149 210ZM137 208H138V207H137ZM161 208H159V211H160ZM134 209H135V208H134ZM138 209H139V208H138ZM138 209L136 210V212L138 211L137 213L139 214V210H138ZM168 209H169V208H168ZM168 209H166V210H168ZM148 210H147V211H148ZM154 210H155V212H154V211L152 212V210H151V212L154 213V214H155L156 212H158L157 207H156V209H154ZM164 210H165V209H164ZM164 210H163V208H162V211H164ZM134 211H135V210H134ZM148 212H149V211H148ZM165 212H166V211H165ZM161 213L163 214L162 216H164V219H165L164 222H165V223H166V222H167V223H168V222L170 223V220H171L172 218H169L170 220L168 221V217H167V216L170 215V213L168 212L169 215H167V216L164 214V212H161ZM161 213H156L155 215H158V216L162 219L161 221H162V223H163V217L160 216ZM166 213H167V212H166ZM149 214H150V213H149ZM147 215H148V213H147ZM151 215H153V214H151ZM158 216H154V215H153V217H151L150 215H148V217L152 218V219H151L152 221H154V220H153L154 217H158ZM159 217H158V221H157V222H159V219H160ZM165 217H167V218H165ZM170 217H171V216H170ZM148 220L151 222V220H150L149 218H148ZM166 220H167V221H166ZM155 221H156V219H155ZM155 221H154L153 223H154V224L156 225V227H157L158 224H159L160 222L157 224V222H155ZM153 223L151 222V224H153ZM165 223H164V224H161V225H162V228L160 227L161 230L163 229V225H167L166 227L168 228V224H167V223L165 224ZM159 225H160V224H159ZM170 225H171V223H170ZM158 227H159V226H158ZM158 227H157L156 229H158ZM263 227H264V226H263ZM153 228L155 229V227H153ZM164 228H165V226H164ZM154 229H152V230L154 231ZM165 229H166V228H165ZM165 229H163L162 231L160 230V231H161V235H162V233L165 231ZM153 231H152V233H153ZM160 231L158 230V231H157L158 233L155 231V235L160 236V235H158V234H160V233H159ZM259 231H260V230H259ZM262 232H263V231L261 230L260 233H262ZM156 233H157V234H156ZM257 233L259 234V232H257ZM163 234H164V233H163ZM262 234H264V233H262ZM151 235H152V234L150 233V236H151ZM153 235H154V233H153ZM153 235H152V236H153ZM155 235H154V236H155ZM260 235H261V234H260ZM152 236H151V237H152ZM154 236H153V237H154ZM157 236H155L156 239H157ZM164 236H166V234H165ZM164 236H161V239L164 238ZM261 236H262V235H261ZM155 237H154V239H155ZM158 238H160V237H158ZM262 238H264V235H263ZM156 239H155V240H156ZM151 240H152V238H151ZM162 240H163V239H162ZM165 240H166V238H165ZM165 240H163V241L158 240V242H156V243H159V244H160L161 242H163V243L166 244L167 240H166V242H165ZM134 241H135V240H134ZM152 241H153V240H152ZM139 243H140V242H139ZM151 243H152V242L150 241V242H149V245H150ZM135 244H136V242H135ZM161 244H162V243H161ZM136 245H137V247H138L139 249H141L142 246H143L144 244H143V245H141V244H140V245H139V244H136ZM138 245H139L140 247H139ZM147 245H148V244H147ZM149 245H148V247H149ZM144 247H145V246H144ZM257 255H259V254H257ZM258 257H259V256H258ZM260 257H261V259H260L261 262H262V260L264 261V259H263L264 256L262 255V253H260ZM137 260H138V261H137ZM257 260L259 261V264H264L263 262L261 263L259 259H257ZM257 260H256V262H257V264H258V261H257ZM136 262L139 264V259H138V258H136ZM253 264H255V263H253Z\"/></svg>","mask_w":264,"mask_h":264}]
</instances>
